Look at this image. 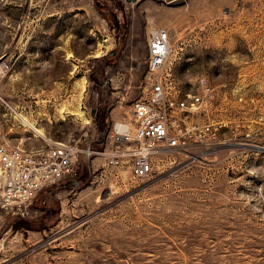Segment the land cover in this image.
<instances>
[{"label": "rangeland", "instance_id": "374dc122", "mask_svg": "<svg viewBox=\"0 0 264 264\" xmlns=\"http://www.w3.org/2000/svg\"><path fill=\"white\" fill-rule=\"evenodd\" d=\"M158 28L179 89L213 88L221 144L120 183L99 152ZM0 142L80 149L23 214L0 208V264H264V0H0Z\"/></svg>", "mask_w": 264, "mask_h": 264}, {"label": "built area", "instance_id": "2783aa9c", "mask_svg": "<svg viewBox=\"0 0 264 264\" xmlns=\"http://www.w3.org/2000/svg\"><path fill=\"white\" fill-rule=\"evenodd\" d=\"M168 47L167 30L154 29L144 55L146 90L130 104L129 117L106 130L99 176L107 174L120 183L146 181L165 154L188 156L192 148L221 144L218 124L199 119L214 98L213 88L199 77L193 91H181L164 67ZM79 151L75 142L46 147L0 142V208L23 214L39 190L74 173Z\"/></svg>", "mask_w": 264, "mask_h": 264}, {"label": "bare ground", "instance_id": "6f19581e", "mask_svg": "<svg viewBox=\"0 0 264 264\" xmlns=\"http://www.w3.org/2000/svg\"><path fill=\"white\" fill-rule=\"evenodd\" d=\"M153 31V30H152ZM22 120L27 123L30 127L34 128L30 122H28L24 117H22ZM36 129V128H34ZM37 130V129H36ZM39 132V131H38Z\"/></svg>", "mask_w": 264, "mask_h": 264}, {"label": "water", "instance_id": "95a60500", "mask_svg": "<svg viewBox=\"0 0 264 264\" xmlns=\"http://www.w3.org/2000/svg\"><path fill=\"white\" fill-rule=\"evenodd\" d=\"M125 2H134L135 0H124Z\"/></svg>", "mask_w": 264, "mask_h": 264}]
</instances>
